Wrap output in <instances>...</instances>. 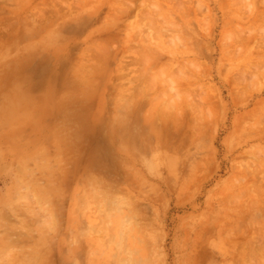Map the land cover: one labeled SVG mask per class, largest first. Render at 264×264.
Listing matches in <instances>:
<instances>
[{"label": "rangeland", "instance_id": "1", "mask_svg": "<svg viewBox=\"0 0 264 264\" xmlns=\"http://www.w3.org/2000/svg\"><path fill=\"white\" fill-rule=\"evenodd\" d=\"M0 79V264H264V0H0Z\"/></svg>", "mask_w": 264, "mask_h": 264}, {"label": "crops", "instance_id": "2", "mask_svg": "<svg viewBox=\"0 0 264 264\" xmlns=\"http://www.w3.org/2000/svg\"><path fill=\"white\" fill-rule=\"evenodd\" d=\"M3 87H4L3 80L0 79V95L5 94V93H11V92H7V91L2 90L1 88H3ZM14 94H16V93H14ZM7 134H9V133H6L4 131L0 133V137L2 138L0 140V197H3V198H5V196L7 194V192H6L7 189L3 185L7 182V177L10 178V177H12V174H13L14 178L9 180V181L13 182L14 180H16V175H15V172L13 170V166H11L10 164L5 165V155L3 154V152L5 151L4 146L6 144L5 137H7V138L9 137V135H7ZM7 170H8V173H7Z\"/></svg>", "mask_w": 264, "mask_h": 264}, {"label": "bare ground", "instance_id": "3", "mask_svg": "<svg viewBox=\"0 0 264 264\" xmlns=\"http://www.w3.org/2000/svg\"><path fill=\"white\" fill-rule=\"evenodd\" d=\"M124 12H125V11H124ZM256 73H257V72H256ZM259 73H260V72H259ZM254 75H255V77H256V74H255V73L253 74V76H254ZM169 107H170V106H169Z\"/></svg>", "mask_w": 264, "mask_h": 264}]
</instances>
